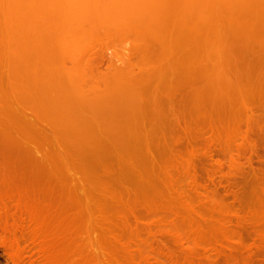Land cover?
I'll use <instances>...</instances> for the list:
<instances>
[{
	"label": "rangeland",
	"instance_id": "374dc122",
	"mask_svg": "<svg viewBox=\"0 0 264 264\" xmlns=\"http://www.w3.org/2000/svg\"><path fill=\"white\" fill-rule=\"evenodd\" d=\"M56 1L0 0V264H264V0H171L180 90L48 102L73 124L21 87ZM85 40L91 70L126 64L122 31Z\"/></svg>",
	"mask_w": 264,
	"mask_h": 264
},
{
	"label": "bare ground",
	"instance_id": "6f19581e",
	"mask_svg": "<svg viewBox=\"0 0 264 264\" xmlns=\"http://www.w3.org/2000/svg\"><path fill=\"white\" fill-rule=\"evenodd\" d=\"M172 1L174 2V4H176L175 3L176 0H172ZM180 1L181 0L177 2L180 3ZM169 3L170 5L172 4L171 0H60V1L58 0L52 5H49V7L46 6V8L48 7L47 9H50V8L52 9L53 7V9H56L57 11H59V13H63V14L67 13L71 17H69L68 15L67 17H62L57 22L53 21L55 22L54 24L53 22H51L52 20H49L47 23L44 22L45 24L43 23V21L40 22L42 24L41 26L42 29L43 27L46 26V29L49 28L50 32H54V33L53 34L50 33L47 36L49 30L45 31V33L42 32V34L43 35L45 34L46 36H44L43 38V35H42L40 39L38 38L39 40L37 41V43L39 42V44L37 45V48L39 49L37 48L34 49L36 51L38 50V52L35 51L38 55L35 52L34 53L36 54V56L34 54L33 55L31 54L34 57H32L29 54L31 51L28 48V47L32 48L34 41H32L33 43H31L30 46H28L27 45L28 42H31L30 37L25 38V40L28 42L26 43V41L24 40L25 44H22V45H24L25 46L24 48H27L29 51H27L28 52L27 54L25 53V56L27 59H24L23 61L24 63L26 62L27 64L25 68L31 67V69L29 70L26 69L28 71H25L26 73L24 72L25 82L24 80H22V78L21 79L19 78L20 80L18 79L19 82L20 81H22V83L24 82V85L21 87H24L23 89L26 90L27 94L30 91H33L34 89L33 92H37L35 96L36 95L38 96V99L35 100L37 102L40 100H43L42 99L43 97L47 103L49 101L54 102L57 98H59L60 100L61 98L60 101L61 102L63 101V103L65 104L67 102L66 97H68L69 100L72 99L71 97H73V101L70 100L68 102L72 104L75 103L74 105L71 106V108L74 107V109L73 108L72 109L75 111H77L78 105H79V108L87 105L86 101L85 103L84 100H81L86 95H90V97H93L95 99H104V98L109 99V97L110 98L112 97V94L109 95L107 93H111V91H115L119 89H121L123 92L125 91L130 94L136 93L139 99L148 98L150 100L156 99V101L160 99L158 95L164 91L175 93L177 89L180 90V84H178L177 82L180 81V77H181L180 63H181V60L183 59L181 56L186 55V51L183 50V48L181 47L182 46L181 41L184 39L183 37L185 36L187 39L189 38L188 35H191L192 31L195 29L194 28L195 26H196V30L197 28L199 29V27H197V25L199 26V24H197L198 22L196 20L193 26L194 29H192V26L190 28L188 27L190 29V32H189L190 34H188V31H186L187 29L185 30L184 27L186 28L188 26V23L191 25V22L190 21L185 22L186 20L184 19V17H186L185 15L187 14L186 12H184V9H183L184 16L183 18H181V20L177 24L179 31L180 32L182 31L180 33L177 29V25L175 24V20L172 21L171 23L173 24V26L172 25L170 26L167 22V17H169L168 15H170L172 12L174 14L172 13L173 15L170 16V19L172 16H175L176 12L180 11L181 4L184 5V3L181 2V4L174 6V8H173L174 4L171 5L173 9L171 8L170 10H169L170 8ZM186 7L188 8L189 6L186 5ZM188 9L185 11L188 12ZM168 10L169 11L173 10V11H171L170 14L169 12L167 14ZM181 16H182V12H181ZM188 16H190L189 18H191V13L187 15V18ZM57 17L59 18L60 16H57ZM197 17H199V15H197ZM182 19H184V21H182ZM188 20L189 19H187V21ZM198 20H200V18ZM180 22L183 25H180L181 24ZM184 22H185V25H184ZM167 24L170 26V28L168 27ZM25 29L27 30L28 28H25ZM101 29L105 33L110 32L112 30H119V31H122L124 35L130 36L131 42L128 47V53H127L128 60L126 64H124L122 67L113 68L111 71L110 70H100L97 68L95 69V71H93L89 68L88 63L86 62V59L88 58L90 49L93 46V44L85 40V34L89 35L90 37V36H93L94 31H99ZM183 30H184V33H183ZM185 31L187 33H185ZM72 33L79 34V36L76 38L77 40L75 39L77 41L76 43L73 42L75 40L68 42L69 38L67 37H70ZM179 33L180 35L178 36ZM183 34L185 36H182ZM186 38L185 40H187ZM196 39H197V36H196ZM185 40H183V42H185ZM187 41L185 42V44L187 43ZM33 48H35V44ZM33 48L31 50H33ZM74 50H79V52L81 53L80 54L78 53L77 54L78 56L69 55L70 52ZM182 50L184 51L183 55H182L183 53ZM4 51H6V53L8 52L7 50H4ZM3 54L5 55V53ZM5 56H8V55H5ZM28 57L36 58L35 59L36 61L32 59L33 61L32 62L31 59L30 60L28 59ZM26 60L30 61V63H28ZM68 61L70 62L69 66L67 65ZM83 65L85 66L86 70L82 67ZM22 71L23 70H21V72ZM20 75H22V73L19 74V76ZM24 76H22L23 79H24ZM80 79L81 80L83 79V83L89 82V84L86 85V88L82 87V83L80 82ZM170 81L172 82V84L170 83L171 85L168 84ZM22 83L20 82L21 85ZM36 86H37V90L40 89V91H36ZM76 90L79 91V93L76 95L77 100L74 102L75 96H73L72 92ZM50 92H52L53 95L50 94ZM23 93L25 94V91H23ZM69 93L72 94L71 97ZM39 94L40 96L42 95L43 96L40 98ZM136 94L134 95L136 96ZM29 95L31 94H28L27 96ZM124 95L125 93L123 94V96ZM129 95L128 94L126 95L127 98L130 97ZM31 96L33 97V93ZM52 96H53V100H51ZM54 97L56 98L54 99ZM62 97L64 98V100ZM116 97L118 98V96ZM113 98H114V95H113ZM123 98L124 97H122V99ZM169 98L170 97L168 96V99ZM44 100L42 102L40 101L39 104L40 103L44 104L45 103ZM92 101H88L89 102L88 104L90 105L92 103L90 106L96 104L92 106L96 108L98 101H95V100H92ZM68 102L66 103L67 105L70 104V103L68 104ZM77 102L85 103V104L80 107V103L77 105L76 104ZM55 103L53 104L56 105V107L52 106L50 103H48L47 105L48 107H50L49 104L52 106L50 107V110H52L51 111L52 115H61V116L64 115V118L67 120L66 113L68 114L72 113L74 117L76 115L77 117H75L76 120L73 121L75 118H73L72 115L67 114L68 116L70 117L72 116L73 118L72 119L68 117V120L71 119L73 121L72 122L70 120L71 121L70 123L73 124L74 122L78 121L77 120L79 118L78 113L75 114V112L74 113L69 112V110L71 111V108L69 109L67 105H61V106L67 107L66 109H68L67 110L68 112H65L66 111L65 108L63 110L60 109L61 107L57 108L59 107L58 106L59 104L58 103L55 104ZM53 107H55L56 110ZM108 108L110 109L109 106ZM108 108L106 107V109L104 110L109 111ZM57 109H60L62 113L63 111L65 113H63L62 115V113L59 111L60 114H58L56 113L58 112ZM53 110L55 111L54 113L56 114H53ZM82 110L84 111V109ZM104 110H100V112ZM82 114L85 115L86 113L83 112ZM80 115H81V109H80ZM87 115L88 114H86L83 117L85 118ZM81 117L82 115L80 116V120L83 118ZM86 126L84 127L85 129H86ZM76 127L74 126V127H71L70 129V126H69L68 128L71 131L73 128V130L75 131V130H78V128ZM148 171H147V175L149 174ZM144 173L146 174V171ZM152 180L154 181V178H152ZM161 180L164 181L163 179ZM155 183L157 185L158 181L157 182L154 181V184ZM166 183L165 185L167 186ZM160 184H161V181H160ZM153 185H152L153 188L151 187V190L154 189ZM162 185H164L163 182H162ZM158 186L159 185H157V188ZM149 192H152V191H149ZM188 198L189 200L192 199L189 196ZM208 253L209 252H207L206 254Z\"/></svg>",
	"mask_w": 264,
	"mask_h": 264
}]
</instances>
